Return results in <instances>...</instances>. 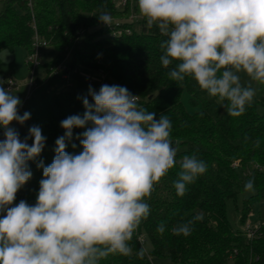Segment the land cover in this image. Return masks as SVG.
<instances>
[{
  "label": "clouds",
  "instance_id": "9594fccd",
  "mask_svg": "<svg viewBox=\"0 0 264 264\" xmlns=\"http://www.w3.org/2000/svg\"><path fill=\"white\" fill-rule=\"evenodd\" d=\"M138 8L147 26L167 37L160 62L165 68L175 63L168 77L195 80L229 116H241L256 95L251 82L264 84V0H138ZM97 18L112 23L107 12ZM89 95L94 103L83 98V116L61 121L64 135L55 141L51 164H37L43 179L36 203L13 206L32 177L28 162L40 156L46 137L32 126L21 141L11 124L23 125L30 113L20 115L21 100L0 86V264H99L110 254H131L129 241L150 214L146 201L175 166L180 140L174 147L168 116L156 119L126 87L104 84L96 92L90 86ZM76 128L86 129L76 137L83 150L70 154L66 142ZM206 170L196 156H183L173 185L177 195ZM244 187L254 191V181ZM202 219L198 214L172 232L188 236ZM157 231H165L163 223Z\"/></svg>",
  "mask_w": 264,
  "mask_h": 264
},
{
  "label": "trees",
  "instance_id": "16d2710c",
  "mask_svg": "<svg viewBox=\"0 0 264 264\" xmlns=\"http://www.w3.org/2000/svg\"><path fill=\"white\" fill-rule=\"evenodd\" d=\"M122 1L5 0L0 11V52L23 49L30 54L37 33L58 51L51 69L54 72L60 64L64 69L54 75L67 72L83 78L80 68L84 67L101 76V69L105 81L126 87L138 96L141 107L156 113V119L167 115L172 123L173 146L175 140H180L175 166L155 185L146 201L150 214L129 241L131 254H110L99 264H153L152 256L167 258L171 264H264V224H259L251 238L243 230L250 211L257 209L264 217V84L259 83V99L241 116L222 115L217 98L201 90L195 80L177 82L168 77L175 63L165 68L160 62V44L167 37L155 26H147L139 13L138 0ZM103 12L120 20L121 25L110 28L101 24L97 17ZM119 28L121 32H115ZM99 50L107 53L108 63L99 58ZM69 51L72 56L67 61ZM78 85L73 83L68 90H46L37 102L23 109L30 113L34 126L41 128L46 141L40 156L28 162L32 177L16 195L13 206L21 200L29 205L36 203L43 179V169L37 164L42 160L48 166L53 161L55 141L64 135L61 121L71 115L83 116V98L94 103ZM185 91L196 108L192 112L183 101ZM85 130L73 129V139L66 142L68 153L83 150L76 137ZM27 136L19 134L21 141ZM32 142L28 138L29 146ZM185 155L202 160L207 170L179 196L173 185ZM249 180L254 181V191L245 190ZM238 198L242 199L241 223L234 230L227 201L237 203ZM198 214L203 219L194 221L190 235L173 234V227ZM161 223L165 226L163 233L157 231ZM143 238L151 243L150 253L144 249Z\"/></svg>",
  "mask_w": 264,
  "mask_h": 264
},
{
  "label": "rangeland",
  "instance_id": "374dc122",
  "mask_svg": "<svg viewBox=\"0 0 264 264\" xmlns=\"http://www.w3.org/2000/svg\"><path fill=\"white\" fill-rule=\"evenodd\" d=\"M5 0H0V11L3 8ZM20 10V7H16ZM39 46V61L40 65L36 70L35 75L32 77L31 69L29 68L28 64L26 63V59L28 57V53L23 49H16L15 51H9L7 49L0 52V86L4 87L5 89H10L11 93L16 95L22 102L21 106L19 107V114L23 115L25 110L28 106L34 104L38 101L44 91H56V90H68L69 85H67L66 81L62 79L61 76L54 75L53 70L51 69L52 61L58 56V51L54 47V45L45 43V41L41 40ZM71 52L67 53L66 59L67 61L71 60ZM99 58L108 63L109 57L104 50L98 51ZM63 63V62H62ZM80 74L83 78H77L73 75L70 77L74 84H79V88L83 92H88L89 87L86 85V81L88 77H97V73L90 69L81 67ZM241 82L248 83L249 78L244 75L243 73L240 74ZM32 80L35 82L34 87L29 89V82ZM253 88L256 89V95L252 103H255L260 96V85L258 82H251ZM183 101L189 111H194L196 108L190 102V95L187 91L183 93ZM219 105V111L222 115H226V110ZM34 126L33 120L30 118L23 124H19L17 122H13L11 127L14 128L18 134L21 135H28L29 128ZM242 204V199L238 198L237 203L233 200L227 201V213L229 220L231 222L232 228L236 230L240 226V219H241V212L240 207ZM238 205V207H237ZM248 223L251 225H259L264 224V217H260L257 209L254 211H250L249 217L247 219ZM246 221V222H247ZM243 226V225H241ZM144 239V249L147 253L151 251V243L148 239ZM153 264H171V261L164 257H151Z\"/></svg>",
  "mask_w": 264,
  "mask_h": 264
},
{
  "label": "built area",
  "instance_id": "2783aa9c",
  "mask_svg": "<svg viewBox=\"0 0 264 264\" xmlns=\"http://www.w3.org/2000/svg\"><path fill=\"white\" fill-rule=\"evenodd\" d=\"M125 2H126L125 0L122 1L123 4H125ZM113 22H114V25H112ZM112 23H111V25H109L110 28H114V26L115 27H119L121 25V22L118 19H113L112 18ZM116 31L118 33H120L121 29L119 28V29L115 30V32ZM127 31H129V30L127 29ZM41 40L42 39L36 33L35 34V38H34V42H33V51L30 54H28V57L26 59V63L28 64V66L31 69L32 77L35 75L36 69L40 65V61H39V57H40L39 46L41 44L40 43ZM43 41H45V40H43ZM45 43H48V42L45 41ZM59 69H64V66L62 64L58 65V69L54 70V74H58ZM98 74H101V76H99V75L97 77H93V76L91 77L90 76V77L87 78V81H86V85L88 87L91 86V88L93 90H95L96 92L99 91V89H100V87L102 85H104V84L110 85L107 81L104 80V76L102 75L103 71L101 69L98 71ZM61 76L66 81L67 85L71 86L73 84L72 83V79L70 78L71 76H70L69 73L64 72V73H62ZM32 77H31V81L29 82V89H31L35 85V82L32 80ZM88 94H89V91H88ZM137 99H138V102H139V98H137ZM3 133H4V129L0 128V141H2L4 139ZM19 193H20V190L17 192V194H19ZM258 226L259 225L253 226V225H251V223L247 222L243 226V230L245 231L246 236L248 238H251V237L255 236L256 233H257ZM141 241L143 242L144 239H141Z\"/></svg>",
  "mask_w": 264,
  "mask_h": 264
}]
</instances>
